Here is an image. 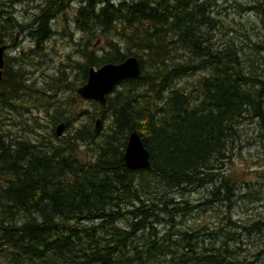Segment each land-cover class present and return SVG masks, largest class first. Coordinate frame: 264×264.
Returning <instances> with one entry per match:
<instances>
[{
  "label": "trees",
  "instance_id": "trees-1",
  "mask_svg": "<svg viewBox=\"0 0 264 264\" xmlns=\"http://www.w3.org/2000/svg\"><path fill=\"white\" fill-rule=\"evenodd\" d=\"M21 1L0 0V46L15 51L5 53L0 80L11 121L0 126V264H257L240 258L236 244L243 232L261 233L264 222L237 223L234 231L219 226L208 237L209 224L197 229L186 218L212 201L178 199L211 186L210 194H222L214 205L230 202L247 183L223 169L231 144L248 121L264 139V79L243 53L244 40L212 41L227 28L212 0H83L73 16L83 35L69 32L80 46L81 59L73 61L81 84L89 67L130 55L140 74L119 81L105 106L89 101L73 111L71 103L53 101L45 113L30 97L46 92L36 83L35 64L28 67L33 57L19 49L27 35L43 53L65 2L36 0L21 20L15 10ZM100 35L108 46L96 50L91 39ZM254 45L264 52V33ZM67 71L59 65L50 90L76 89ZM97 117L104 126L96 131ZM60 122L66 131L58 136ZM134 131L149 152V169L125 164Z\"/></svg>",
  "mask_w": 264,
  "mask_h": 264
},
{
  "label": "rangeland",
  "instance_id": "rangeland-1",
  "mask_svg": "<svg viewBox=\"0 0 264 264\" xmlns=\"http://www.w3.org/2000/svg\"><path fill=\"white\" fill-rule=\"evenodd\" d=\"M85 1L64 0V10L59 13L58 23H52L54 32L48 41L43 44V53H36V49L33 50L34 46L32 47V44L34 42H31L30 36L24 35L22 37L23 41L19 50L26 51L27 54L30 52L28 56L31 55L33 57L31 58L32 62L28 63L27 61L26 64L28 63V67L30 66L31 69L35 64L33 68L36 69L37 73H35V76L38 78L36 83L42 91H46L45 95L43 93H35L33 95L30 94V97L32 101L38 104V108L44 109V113L46 108L49 110V105L52 104L53 101L63 104L71 103V109L73 111L83 106L88 107L89 105L82 102V98L76 93V89L70 87L64 89V87H61L60 90H50L51 84H54L55 81L52 80L53 82L50 83V76H52L54 72V74L57 73L60 64L63 65V69L68 70L66 76L62 74L60 79L64 80V76L66 79H72L75 88L82 85L81 82L83 79L81 78V69L74 66V62L81 59V53L79 52L80 46H77L71 41V33L69 32L70 30L76 32V34H72L73 37L79 38V34L81 36L82 32L78 31V28L73 23V16L78 6L83 5ZM111 1L117 2L118 0ZM248 2H253L254 4ZM17 4L15 10L19 18L23 20L30 16L33 11V6L37 4V1L23 0ZM252 4L255 6L251 11H241L243 5L245 7ZM213 5L216 10V18L219 19V22L227 25V28L224 29L222 36L217 35L215 38H212V41L218 43L224 39L232 38L240 44L244 40L242 46L246 49L243 50V53L248 54V57L254 60L253 63L256 67H259L260 70L258 77L264 79V52L262 51V54H260L259 50H251L257 47L254 45V42L258 41L259 34L264 33V0H212V7ZM66 6L69 7L65 9ZM250 12L252 14H249ZM227 30L229 33H227ZM219 32L220 31H217L216 33L219 34ZM109 36L112 37L113 40L116 38L114 31L110 32ZM91 40L93 44L96 42L91 46L94 49L108 46L105 38L101 35L96 41L95 39ZM30 49L31 51H29ZM134 51H136V48H134ZM14 52L15 51L10 49L7 51L10 55ZM65 64L72 65L65 68ZM46 82L50 83L49 86ZM49 95H52L51 98L54 99L49 98ZM1 104L2 103H0V126H3L11 122L10 119L5 118L7 115L6 112L10 111V109H4V105ZM57 105L58 104H56V106ZM35 110L36 111L32 110V112H35L33 114L39 113V117L43 116L44 113H42V110ZM50 112L53 111L50 110ZM17 114L21 115L20 108L15 115H12L13 118L11 119L14 121L19 120L16 119ZM33 114H31V116ZM24 116L27 117V115ZM28 122L31 126L35 125L32 124L35 123V121L29 120ZM74 123L75 122H72L71 126ZM103 126V123L98 124V130L103 128ZM230 152H232V154H230ZM230 152L228 161L223 164L224 171L235 172L239 179L243 178L247 182L241 183L238 186L235 196L231 197L230 202L225 201L222 205H214L216 204L215 200L222 196V194H210L211 186L187 191L178 197V199L193 201L194 203L206 202L208 200L212 201L211 203H207V205H201L191 216H187V222L185 220L187 225L195 226L197 229H200L204 224H209L210 229L203 231L208 233V237L210 234H212V236L213 234H217L216 229H219V226L222 229L234 231L238 230V228L235 227L237 223L250 226V223L252 224L257 221L264 222V139L261 140L258 136L255 122L248 121L243 125L241 129V138H237V140L231 144ZM224 216H228V218L235 223L229 224L227 219H224ZM262 227L264 229V225H262ZM212 228L215 229V232L212 231L211 233L210 230ZM234 236L239 240L238 234ZM240 240L241 241L236 244V248H242V250L237 249L239 257H245L253 262L257 259V264H264V230L261 233H250L249 235L243 232V236ZM230 248H232V250L235 249L233 245Z\"/></svg>",
  "mask_w": 264,
  "mask_h": 264
},
{
  "label": "water",
  "instance_id": "water-1",
  "mask_svg": "<svg viewBox=\"0 0 264 264\" xmlns=\"http://www.w3.org/2000/svg\"><path fill=\"white\" fill-rule=\"evenodd\" d=\"M5 48V45L0 46V80ZM139 74V62L135 56H129L120 63H105L96 68L90 67L87 81L77 89V93L83 99L95 100L101 105H105L106 95L112 91L117 82L126 78L137 77ZM63 130L64 123L62 122L56 127V134L60 136ZM124 161L130 170L150 168L149 152L136 132H131L128 136L124 150Z\"/></svg>",
  "mask_w": 264,
  "mask_h": 264
},
{
  "label": "bare ground",
  "instance_id": "bare-ground-1",
  "mask_svg": "<svg viewBox=\"0 0 264 264\" xmlns=\"http://www.w3.org/2000/svg\"><path fill=\"white\" fill-rule=\"evenodd\" d=\"M72 1H73V0H72ZM253 2H254V1H253ZM70 4H71V3H70ZM68 7H69V6H68ZM68 7H67V8H68ZM79 30H80V29H79ZM71 34H72V33H71ZM7 47H8V46H7ZM10 47H11V46H10ZM8 48H9V47H8ZM101 122H102V121H101ZM55 126H56V125H55ZM54 129H55V128H54ZM55 131H56V130H55ZM138 135H139V134H138ZM139 136H140V135H139ZM123 156H124V155H123ZM192 202H193V201H192Z\"/></svg>",
  "mask_w": 264,
  "mask_h": 264
},
{
  "label": "flooded vegetation",
  "instance_id": "flooded-vegetation-1",
  "mask_svg": "<svg viewBox=\"0 0 264 264\" xmlns=\"http://www.w3.org/2000/svg\"><path fill=\"white\" fill-rule=\"evenodd\" d=\"M109 1H111V0H109ZM133 1V0H132ZM112 2V1H111Z\"/></svg>",
  "mask_w": 264,
  "mask_h": 264
}]
</instances>
